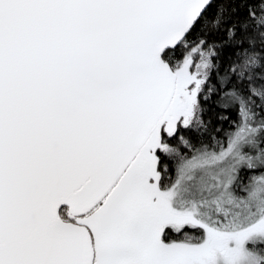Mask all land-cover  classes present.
I'll return each mask as SVG.
<instances>
[{
	"label": "snow or ice",
	"instance_id": "snow-or-ice-1",
	"mask_svg": "<svg viewBox=\"0 0 264 264\" xmlns=\"http://www.w3.org/2000/svg\"><path fill=\"white\" fill-rule=\"evenodd\" d=\"M0 264H264V0H0Z\"/></svg>",
	"mask_w": 264,
	"mask_h": 264
}]
</instances>
